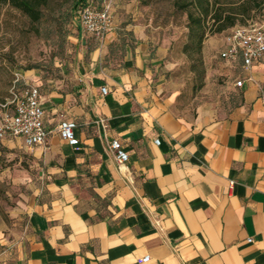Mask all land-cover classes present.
Returning a JSON list of instances; mask_svg holds the SVG:
<instances>
[{"label":"crops","instance_id":"1","mask_svg":"<svg viewBox=\"0 0 264 264\" xmlns=\"http://www.w3.org/2000/svg\"><path fill=\"white\" fill-rule=\"evenodd\" d=\"M79 39L55 74L21 77L39 87L49 135L1 142L38 181L15 224L0 223V264H264V59H222L224 35L225 102L185 113L146 29ZM63 120L77 123V147ZM113 140L129 153L124 169Z\"/></svg>","mask_w":264,"mask_h":264},{"label":"rangeland","instance_id":"2","mask_svg":"<svg viewBox=\"0 0 264 264\" xmlns=\"http://www.w3.org/2000/svg\"><path fill=\"white\" fill-rule=\"evenodd\" d=\"M72 1L52 0L38 23L0 3V98L9 104L8 112H13L10 96L22 89L19 84L25 72L35 69L55 74L58 64L75 59L80 44L79 19L71 11ZM146 1L95 0V4L111 6L114 26L142 27L156 46L165 48L163 74L167 88L177 94L180 111L196 113L221 107L227 78L219 51L230 31L209 35L201 54L185 53L186 15L176 12L169 0ZM252 20L264 23V12L255 13ZM23 156L0 143V223L15 224L18 217L13 212L21 208L38 181L37 171Z\"/></svg>","mask_w":264,"mask_h":264},{"label":"built area","instance_id":"3","mask_svg":"<svg viewBox=\"0 0 264 264\" xmlns=\"http://www.w3.org/2000/svg\"><path fill=\"white\" fill-rule=\"evenodd\" d=\"M80 21L83 32L98 41L104 40L114 27L110 5L99 10L90 4L82 10ZM226 42L227 46L220 57L228 61L241 58L245 68L249 69L264 59V23L251 22L246 26H237L226 35ZM236 85L242 87L243 81H237ZM102 92L107 94L108 88L102 87ZM12 103L13 112H5L0 117V143L7 138H22L30 147L45 144L49 132L45 127V110L42 107L39 87L24 85L20 91L14 93ZM76 127L77 123L70 120H63L58 126L61 138L73 147L80 143L75 134ZM156 142L160 143L159 140ZM109 150L114 153L119 168L124 169L129 153L121 141L113 140L109 144ZM150 260L151 257L146 256L142 261L146 263Z\"/></svg>","mask_w":264,"mask_h":264},{"label":"trees","instance_id":"4","mask_svg":"<svg viewBox=\"0 0 264 264\" xmlns=\"http://www.w3.org/2000/svg\"><path fill=\"white\" fill-rule=\"evenodd\" d=\"M176 12L187 17L188 40L184 44L185 53L201 54L204 42L209 35L220 34L237 26H246L253 22L254 14L264 12V0H169ZM147 3V1L145 0ZM1 4L10 5L27 16L32 23H38L49 9L52 0H0ZM93 4L96 9H103L95 0H73L72 13L77 14L79 33L81 32L80 16L82 10ZM251 20V21H250ZM22 88V82L19 84ZM16 87V86H15ZM21 90V89H20ZM19 91V90H17ZM16 91V92H17ZM14 93L10 98L13 100ZM7 102L0 98V110ZM9 107V104H6ZM13 108H14V104Z\"/></svg>","mask_w":264,"mask_h":264}]
</instances>
